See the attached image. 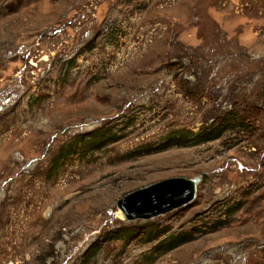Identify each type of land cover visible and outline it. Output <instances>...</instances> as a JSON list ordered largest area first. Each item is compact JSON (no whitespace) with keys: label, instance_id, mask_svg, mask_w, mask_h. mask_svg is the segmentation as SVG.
I'll use <instances>...</instances> for the list:
<instances>
[{"label":"rangeland","instance_id":"374dc122","mask_svg":"<svg viewBox=\"0 0 264 264\" xmlns=\"http://www.w3.org/2000/svg\"><path fill=\"white\" fill-rule=\"evenodd\" d=\"M0 264H264V0H0Z\"/></svg>","mask_w":264,"mask_h":264},{"label":"water","instance_id":"95a60500","mask_svg":"<svg viewBox=\"0 0 264 264\" xmlns=\"http://www.w3.org/2000/svg\"><path fill=\"white\" fill-rule=\"evenodd\" d=\"M199 178L172 177L131 191L115 205L125 220L149 219L192 201Z\"/></svg>","mask_w":264,"mask_h":264},{"label":"trees","instance_id":"16d2710c","mask_svg":"<svg viewBox=\"0 0 264 264\" xmlns=\"http://www.w3.org/2000/svg\"><path fill=\"white\" fill-rule=\"evenodd\" d=\"M239 119L240 118L236 114H233L230 111L227 112L218 121H215L211 124L212 128H209V130L207 128L200 130V135L204 137L202 138V141L214 140L221 137L225 133L230 134L234 131H239V129H241V122ZM180 137L181 135L176 136L174 144H185V142H183ZM88 251L89 249L85 251L84 255Z\"/></svg>","mask_w":264,"mask_h":264}]
</instances>
